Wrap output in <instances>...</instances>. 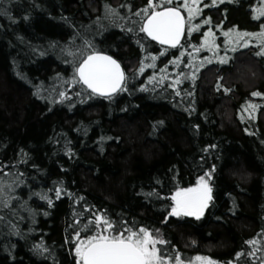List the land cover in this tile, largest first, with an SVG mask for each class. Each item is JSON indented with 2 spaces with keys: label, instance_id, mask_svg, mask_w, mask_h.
Instances as JSON below:
<instances>
[{
  "label": "trees",
  "instance_id": "obj_1",
  "mask_svg": "<svg viewBox=\"0 0 264 264\" xmlns=\"http://www.w3.org/2000/svg\"><path fill=\"white\" fill-rule=\"evenodd\" d=\"M106 3L130 19H103ZM147 6L0 0V264H77L82 227L97 215L158 229L182 258L264 264V55L255 37L241 46L224 36L261 31L264 0H201L175 49L131 23ZM209 29L216 54L203 46ZM85 40L120 62L127 91L109 100L73 82ZM205 173L204 214L170 218L175 188Z\"/></svg>",
  "mask_w": 264,
  "mask_h": 264
},
{
  "label": "snow or ice",
  "instance_id": "obj_2",
  "mask_svg": "<svg viewBox=\"0 0 264 264\" xmlns=\"http://www.w3.org/2000/svg\"><path fill=\"white\" fill-rule=\"evenodd\" d=\"M212 2L215 4L216 0H212ZM199 3L200 0H184L182 5L162 6L154 3V0H148L147 7L133 14L140 18L139 21L133 20L131 23L134 25L139 23V32L144 33L147 38L158 41L161 45L176 47L185 32L186 25L185 17L181 14L180 8L187 9V22L191 23L193 18L200 14ZM164 4L173 5V0H164ZM120 7H124V5ZM257 15L264 16V8L258 9ZM100 19L98 18V21ZM103 19L115 23L117 19L127 20L130 17L121 15L118 8L106 3ZM203 22L210 23L211 21L208 18ZM122 30L125 29L122 27ZM126 30L130 33L135 31L132 27H128ZM191 30L189 28V31ZM213 36L212 30L209 29L204 34L203 46L216 54L219 45L216 44ZM224 36L226 38L225 45L229 41L232 43L243 41L241 46L248 45L249 40L245 39L246 37H255L260 46L257 55H264V24H261V31L259 32H233L229 29L224 32ZM137 42L140 43L139 40ZM84 45L85 47L79 50L82 58L75 64L73 82L79 83L90 90L89 96L98 95L109 100L113 98V94L127 91L128 77L121 68L120 62L111 55L96 51L90 41L85 40ZM141 47L143 48L145 45L141 44ZM196 50L198 51V49ZM152 59L155 60V57L153 56ZM218 59L221 63L228 62L227 48L225 49V55L219 56ZM208 62L211 63V59H208ZM143 66V61H141L139 71H143ZM193 77H195V71ZM176 83H180L179 79ZM228 91L230 90L225 88V92ZM59 95L64 97L66 94L59 92ZM261 95L262 93L258 91L252 93V96ZM257 107L255 104H250L244 110L248 111L251 117ZM245 130L247 131V129ZM210 175V173H205V175L199 176L196 183L189 187L177 186L171 195L172 203L169 215L177 217L181 215L195 216L199 219L212 199V189L205 178L206 176L210 177ZM3 191L4 189L0 188V192ZM56 195L59 197V189H56ZM41 198L47 199L51 204V200L46 195H41ZM82 230L92 234L86 235L83 239H78L75 247L77 264H192L191 260L185 261L178 252L169 254L167 249L159 247V245L167 244L168 241L154 234L159 232L158 229L151 230L144 226H128L127 222L117 225L108 217L97 215L84 224ZM77 236L79 237V233H77ZM193 243L195 242L193 241ZM246 243L255 245V240H249ZM254 254L255 249L248 253V255ZM240 255L241 253H237L238 257ZM194 259L199 264H217L212 258L206 256L197 255Z\"/></svg>",
  "mask_w": 264,
  "mask_h": 264
},
{
  "label": "flooded vegetation",
  "instance_id": "obj_3",
  "mask_svg": "<svg viewBox=\"0 0 264 264\" xmlns=\"http://www.w3.org/2000/svg\"><path fill=\"white\" fill-rule=\"evenodd\" d=\"M171 203H172V201H171ZM206 209V208H205ZM169 213L171 212V208L169 209V211H168ZM204 212H205V210H204ZM204 214V213H203ZM170 218H172V219H175V220H177V219H182V218H190V219H197L195 216H185V215H181V216H179V217H177V216H174V215H168ZM167 216V217H168ZM166 217V218H167ZM168 217V218H169ZM156 235H158L157 233H155ZM159 247H161L162 249H167L168 250V252H169V254H173L174 252H177V250L174 248V247H172L169 243L168 244H165V245H159ZM179 252V251H178ZM187 257H189V258H191V259H193L194 258V256H189V255H187Z\"/></svg>",
  "mask_w": 264,
  "mask_h": 264
},
{
  "label": "rangeland",
  "instance_id": "obj_4",
  "mask_svg": "<svg viewBox=\"0 0 264 264\" xmlns=\"http://www.w3.org/2000/svg\"><path fill=\"white\" fill-rule=\"evenodd\" d=\"M155 1V0H154ZM162 2H161V4H164V1L163 0H161ZM176 1H179V3L182 5L183 4V2H184V0H176ZM200 3H201V0H200ZM200 3H199V5H200ZM199 5H198V7H199ZM181 9L184 11V13H185V16H186V18L188 17V12H187V9H185V8H183V7H181ZM207 180H208V183H209V177L208 176H206L205 177ZM209 204V203H208ZM90 234H92V233H90ZM89 234V235H90ZM80 239H83V238H80ZM77 242H78V240H77ZM77 242H76V244H77ZM77 258V257H76ZM195 258V257H194ZM191 259V258H189V257H187V256H183V259L185 260V261H189V260H191L192 261V264H199V262H197V261H195V259Z\"/></svg>",
  "mask_w": 264,
  "mask_h": 264
},
{
  "label": "water",
  "instance_id": "obj_5",
  "mask_svg": "<svg viewBox=\"0 0 264 264\" xmlns=\"http://www.w3.org/2000/svg\"><path fill=\"white\" fill-rule=\"evenodd\" d=\"M182 14V13H181ZM145 35V34H144ZM184 35V34H183ZM183 35H182V37H181V39H180V42H181V40H182V38H183ZM150 41H152V42H154V43H156V44H158V45H160V46H162V47H164V48H168V49H175V48H177L178 46H179V44H180V42H179V44L176 46V47H171L170 45H161L158 41H153V40H151V38H148ZM122 68V67H121ZM84 87V86H83ZM85 88V87H84ZM86 89V88H85ZM87 90V89H86ZM88 92H90V90H87ZM117 93H115V94H113V96L114 95H116ZM95 96H98V95H95ZM98 97H101V96H98ZM101 98H105V97H101Z\"/></svg>",
  "mask_w": 264,
  "mask_h": 264
}]
</instances>
